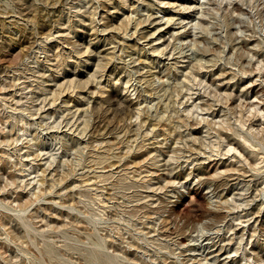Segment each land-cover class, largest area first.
Instances as JSON below:
<instances>
[{"label":"rangeland","instance_id":"374dc122","mask_svg":"<svg viewBox=\"0 0 264 264\" xmlns=\"http://www.w3.org/2000/svg\"><path fill=\"white\" fill-rule=\"evenodd\" d=\"M0 264H264V0H0Z\"/></svg>","mask_w":264,"mask_h":264},{"label":"bare ground","instance_id":"6f19581e","mask_svg":"<svg viewBox=\"0 0 264 264\" xmlns=\"http://www.w3.org/2000/svg\"><path fill=\"white\" fill-rule=\"evenodd\" d=\"M242 1H243V0H242ZM237 9H238V8H237ZM240 11H241V10H240ZM123 22H124V21H123ZM227 23H228V22H227ZM125 28H126V27H125ZM125 28H124V29H122L121 27H119V29H122L123 31H125V30H126ZM143 37H144V36H143ZM86 51H87V47H86ZM86 51H85V52H86ZM215 91H216V90H215ZM109 262H111V260H110V259H109Z\"/></svg>","mask_w":264,"mask_h":264}]
</instances>
